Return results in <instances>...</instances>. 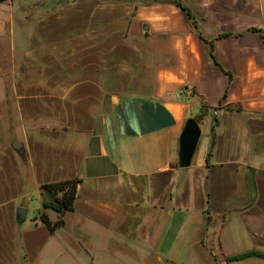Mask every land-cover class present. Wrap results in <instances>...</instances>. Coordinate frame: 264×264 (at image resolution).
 Instances as JSON below:
<instances>
[{
	"label": "crops",
	"instance_id": "0c3cea01",
	"mask_svg": "<svg viewBox=\"0 0 264 264\" xmlns=\"http://www.w3.org/2000/svg\"><path fill=\"white\" fill-rule=\"evenodd\" d=\"M183 4L0 3V264H264V0Z\"/></svg>",
	"mask_w": 264,
	"mask_h": 264
},
{
	"label": "trees",
	"instance_id": "16d2710c",
	"mask_svg": "<svg viewBox=\"0 0 264 264\" xmlns=\"http://www.w3.org/2000/svg\"><path fill=\"white\" fill-rule=\"evenodd\" d=\"M5 0H0V3L4 2ZM174 3L177 4V6L187 14L188 19L193 20L194 19V14L192 13L191 9L188 8V6H185L183 3H181L178 0H174ZM195 23V22H194ZM255 31H259L254 29ZM227 36V35H224ZM264 38V35H263ZM230 76V74H229ZM232 80V76H230V81ZM227 92L225 93V97L227 96ZM205 113L197 115L196 119L201 122L204 119ZM214 146V141L211 143V149L209 152V157L211 156L212 153V148ZM81 182L80 179H74V180H68L64 182H59L55 184H47L42 187V189L51 195V200L50 202H45L43 204V209H51L59 214H65L67 212H72L74 210V202L76 199L77 195V187L79 183ZM41 220L49 227L51 232H54L56 229L61 227L63 225L62 221L58 222H51L49 218L45 215H41ZM252 256H259L263 257L264 255L257 253V252H250L247 254L243 255H238L234 257L228 258V261H237V260H242L245 258H249Z\"/></svg>",
	"mask_w": 264,
	"mask_h": 264
},
{
	"label": "water",
	"instance_id": "95a60500",
	"mask_svg": "<svg viewBox=\"0 0 264 264\" xmlns=\"http://www.w3.org/2000/svg\"><path fill=\"white\" fill-rule=\"evenodd\" d=\"M194 113V106L192 107V114ZM202 135V129L199 121L196 117L190 118L182 132L180 138V152H179V166L182 168L190 167L195 153L197 151L200 138ZM21 144H13L14 149H19ZM26 209L20 208L18 210V218L21 220L25 219Z\"/></svg>",
	"mask_w": 264,
	"mask_h": 264
},
{
	"label": "rangeland",
	"instance_id": "374dc122",
	"mask_svg": "<svg viewBox=\"0 0 264 264\" xmlns=\"http://www.w3.org/2000/svg\"><path fill=\"white\" fill-rule=\"evenodd\" d=\"M134 1H154V0H134ZM182 2L186 4L187 0H182ZM15 25L17 26L18 23L16 22ZM30 29H31L30 25L27 24L26 25V31L28 32ZM7 47H9V46H7ZM0 137H1V134H0ZM11 137L12 136H8L7 134H2V141L3 142H9L12 139ZM37 199H38V197H35L34 201L29 203V215H30V217H33L37 213V210L39 207L38 203H37Z\"/></svg>",
	"mask_w": 264,
	"mask_h": 264
},
{
	"label": "built area",
	"instance_id": "2783aa9c",
	"mask_svg": "<svg viewBox=\"0 0 264 264\" xmlns=\"http://www.w3.org/2000/svg\"><path fill=\"white\" fill-rule=\"evenodd\" d=\"M179 96V95H178Z\"/></svg>",
	"mask_w": 264,
	"mask_h": 264
}]
</instances>
